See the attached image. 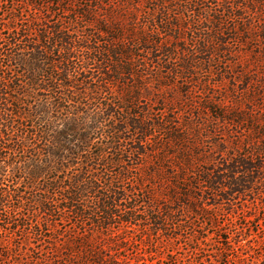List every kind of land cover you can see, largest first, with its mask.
Listing matches in <instances>:
<instances>
[{
	"label": "trees",
	"instance_id": "1",
	"mask_svg": "<svg viewBox=\"0 0 264 264\" xmlns=\"http://www.w3.org/2000/svg\"><path fill=\"white\" fill-rule=\"evenodd\" d=\"M46 1L27 2L31 16L13 14L0 38V208L11 211L13 230L39 237L70 212L93 227L118 218L157 232L186 218L174 211H202L204 198L230 213L238 198L264 207V70L241 83L247 109L196 98L191 87L211 88L200 74H215L218 85L233 75L219 68L230 42L264 43V0ZM187 108L190 117L178 119ZM226 122L231 130L212 125ZM155 131L167 139L151 140ZM130 196L152 213L146 221L122 210ZM106 241L67 239L62 262L135 258L120 251L137 241ZM107 243L114 257L98 251Z\"/></svg>",
	"mask_w": 264,
	"mask_h": 264
},
{
	"label": "rangeland",
	"instance_id": "2",
	"mask_svg": "<svg viewBox=\"0 0 264 264\" xmlns=\"http://www.w3.org/2000/svg\"><path fill=\"white\" fill-rule=\"evenodd\" d=\"M18 1L0 0V38L2 39L9 34L6 24L10 22L13 14L18 15L21 12L22 21H26L31 16L33 8L29 7L27 9V2L29 4L31 2L37 3L41 6H43L42 2H47L46 0H25L23 3L18 4ZM20 24L21 22L18 23V26ZM185 37L190 44L191 35L187 33ZM248 44L247 48H243L240 41L230 42V56L225 57V60L222 61L224 64L220 65L219 68H222L221 72L223 73L231 68L233 75L230 73L227 75V79L221 85H218L219 78L217 79L215 74H200L198 77L202 85L208 84L211 88L203 93L201 87L193 84L191 86L193 95L196 98L211 97L217 101L225 100L228 105L236 104L240 109H247L246 100L251 95L244 92V86L241 83L250 78L251 80H259V69L264 70V57L256 58L258 54L262 53L264 55V43L248 41ZM226 61L229 65L225 64ZM0 65L4 66L3 57H0ZM122 83L125 82L122 81ZM186 90L187 87H184L180 81L176 85V96L183 98ZM254 100H257V96ZM160 109L162 108L152 106L155 114ZM190 114H192V111L187 108L178 116V119H187ZM212 125L213 127L217 126L220 130H231L233 128L228 122L226 124L212 123ZM166 139L167 137L158 131H155L151 138L156 142H163ZM217 139L223 140L222 137H217ZM135 174L136 172L133 173V175ZM1 188H4V185L2 187L0 183V191ZM124 188L129 189L130 184L126 183ZM129 199L131 200L119 204L122 210L124 207H134L137 211L133 216L146 221L148 219L146 216L152 213L145 211L140 197L132 199L130 196ZM204 199L197 204L203 208L202 211H174L172 215H183L182 217L186 218L181 219L179 224H175L171 228L157 232H154L149 226L122 227L118 218L112 221L113 225L108 229L93 227L89 221L74 218L70 212H67L54 220L49 235L44 233L36 237V235L24 230L19 232L13 230L7 219L11 215V211L6 210L4 212V208H0V264H93L91 260L69 262L70 257L66 258L67 262H62L64 251H62L61 243L74 237L104 239L105 241L109 238L121 237L133 240V242L137 241L136 248L133 245V249L120 251L122 256L135 257V260L113 262L119 264H221L220 262L222 264H264V207L260 208V203L258 205L253 203L254 200L251 197L238 198L235 201L238 208L230 213L226 204H221L217 209H213L214 207L211 204H214V202L205 201L206 199ZM240 204L243 208L240 207ZM262 206H264V200ZM154 214L163 213L156 211ZM145 238L146 240L147 238L152 240L154 244L151 246L140 243ZM223 240L225 244L228 243L229 245L222 246ZM239 246H242V248L239 249ZM223 247H226L225 251ZM98 251L104 253V256L108 254V256L113 257L116 252L115 248L109 246L108 243ZM67 253L70 255V252ZM85 253L91 255L92 251L87 249Z\"/></svg>",
	"mask_w": 264,
	"mask_h": 264
}]
</instances>
